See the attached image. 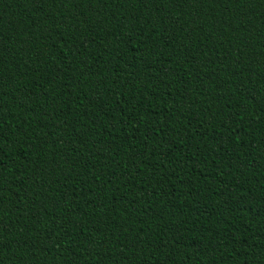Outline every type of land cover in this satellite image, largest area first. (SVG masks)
<instances>
[{"label": "trees", "instance_id": "16d2710c", "mask_svg": "<svg viewBox=\"0 0 264 264\" xmlns=\"http://www.w3.org/2000/svg\"><path fill=\"white\" fill-rule=\"evenodd\" d=\"M0 264H264V0H0Z\"/></svg>", "mask_w": 264, "mask_h": 264}]
</instances>
